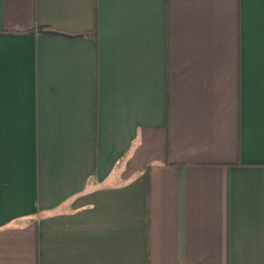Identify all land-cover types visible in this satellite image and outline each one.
I'll return each mask as SVG.
<instances>
[{
	"label": "crops",
	"instance_id": "obj_1",
	"mask_svg": "<svg viewBox=\"0 0 264 264\" xmlns=\"http://www.w3.org/2000/svg\"><path fill=\"white\" fill-rule=\"evenodd\" d=\"M0 264H264V0H0Z\"/></svg>",
	"mask_w": 264,
	"mask_h": 264
}]
</instances>
